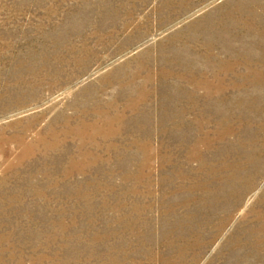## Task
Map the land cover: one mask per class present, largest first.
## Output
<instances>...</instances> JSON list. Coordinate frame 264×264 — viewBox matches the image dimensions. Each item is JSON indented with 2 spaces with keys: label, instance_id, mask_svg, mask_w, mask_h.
Wrapping results in <instances>:
<instances>
[{
  "label": "rangeland",
  "instance_id": "obj_1",
  "mask_svg": "<svg viewBox=\"0 0 264 264\" xmlns=\"http://www.w3.org/2000/svg\"><path fill=\"white\" fill-rule=\"evenodd\" d=\"M0 264H264V0H0Z\"/></svg>",
  "mask_w": 264,
  "mask_h": 264
}]
</instances>
